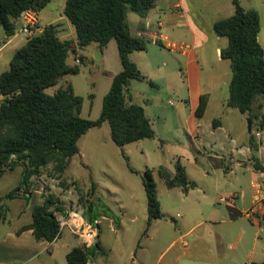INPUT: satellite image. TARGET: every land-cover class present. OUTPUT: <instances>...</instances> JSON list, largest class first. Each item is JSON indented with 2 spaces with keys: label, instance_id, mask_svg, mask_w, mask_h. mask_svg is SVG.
I'll return each instance as SVG.
<instances>
[{
  "label": "trees",
  "instance_id": "1",
  "mask_svg": "<svg viewBox=\"0 0 264 264\" xmlns=\"http://www.w3.org/2000/svg\"><path fill=\"white\" fill-rule=\"evenodd\" d=\"M155 2L65 0L62 16L73 28L75 43L59 38L58 25L49 24L15 51L9 69L0 74V178L17 167H21L22 172L17 186L0 196V226L9 224L7 201L21 194L28 203L33 179L40 176L48 165L52 164L51 171L58 179L62 177L68 160L78 153L79 138L90 129L108 123L110 138L118 147L154 137V130L143 108L128 100L130 83L146 79L130 61L129 55L145 51L147 41L130 34L127 13H134L143 19ZM230 2L232 15L212 24L213 33L227 40L226 47L219 52L220 58L228 60L230 65L225 105L255 121L257 130L262 131L264 105L257 104V99L264 97V48L258 41L259 15L254 9L241 7L239 0ZM48 3L49 0H0V27L4 34L7 37L15 34L23 12L31 10L38 14ZM112 40L116 43L121 70L112 77L95 120L80 117L83 100L74 94L70 84L59 87L52 95L45 92L63 76L79 73V66L67 63L70 55L90 43H96L102 51ZM79 59L82 61V58ZM89 97L92 98V95ZM206 103L207 96H201L195 110L197 118L203 115ZM248 137L252 167L255 171L264 172L256 158L259 147L253 133ZM158 175L167 189L179 188L186 194L196 187L188 180L178 160L174 173L160 167ZM143 188L147 215L143 235H146L151 222L165 219V215L161 212L149 169L144 171ZM93 193L92 187L89 194ZM62 205L52 194L45 195L41 204L32 205L31 223L21 226L15 234L30 230L37 242H53L59 236L53 211L63 210ZM94 209L98 211L97 215H93ZM103 209L98 200L95 203L89 201L86 213L83 208L84 217L92 222L105 214ZM93 248L96 252L100 251L98 241ZM88 256V249L74 247L66 254L65 260L67 264H87ZM250 264H264V261Z\"/></svg>",
  "mask_w": 264,
  "mask_h": 264
},
{
  "label": "crops",
  "instance_id": "2",
  "mask_svg": "<svg viewBox=\"0 0 264 264\" xmlns=\"http://www.w3.org/2000/svg\"><path fill=\"white\" fill-rule=\"evenodd\" d=\"M53 1L49 0L47 5ZM64 2L65 0H61L62 8ZM239 3L244 9H254L258 12L260 20L258 41L264 48V0H239ZM47 5L37 14V26L40 31L46 26L41 25V20ZM227 5L223 6L220 0H201L198 6L192 8L184 0H156L149 14L143 19L140 18L138 23L135 21L134 34L129 28L132 36L142 37L147 41L145 51L133 52L129 59L142 72V65L149 63L150 58L147 57L149 52L159 54L156 49H168L166 45L169 42L183 43L187 46L184 51L168 50L174 55L169 58L160 57L151 66L152 69L167 71L171 68L174 71L176 65L180 72H184L185 86L175 94L184 102L180 111L186 110V115L185 117L180 115L179 122H174L173 126L180 131L182 142L188 141L202 157L210 161L221 159L227 162L223 165L215 163L220 166L216 168V172L223 171L228 177L238 167L251 166L246 163L251 161V151L248 147L249 137L246 140L241 138L240 125L245 116L237 111L238 116L233 118L236 122L235 127H230L229 113L232 112L228 109L232 108L225 105L228 95H217L221 85L229 86L230 75L227 71L221 72L220 68H214L216 63L222 61L219 56L220 49L225 48L227 44L220 45L222 38L213 33L212 24L232 15L231 2ZM222 10H225L226 15L214 18V14ZM49 24L58 25L59 38L75 43L73 28L62 15L49 21L47 25ZM163 29L169 30L177 40L165 36L162 33ZM15 35L7 37L3 34L0 37L3 43L0 49L12 44V37ZM112 41L102 50L106 51ZM141 53L144 55L141 56ZM200 63L210 67L203 69ZM114 75L112 74V77ZM203 95L207 96V103L203 115L197 118L195 110ZM128 100L134 103V97L130 94ZM209 116L211 119H208ZM211 153H214V156L211 157ZM256 157L259 158V152ZM256 172L260 176L264 175V172ZM190 192L200 193L201 198L197 201L195 209L188 214L180 215L176 225L172 224V228L158 224L159 221H166L165 217L153 220L146 235H143L147 215L146 220L139 219L138 215H131L132 229H117L114 226L115 222L106 215L98 217V219L103 217L97 225L99 235L95 239L98 241L100 251L88 249L90 253L87 264H250L253 261H264V237L257 233L261 232L264 208L261 209L262 218L258 222L243 215L251 206L252 196L246 202L244 197H239V193H230L226 198V211L220 212L219 207L213 210L205 208L203 201L205 194L200 187L196 185L185 195H190ZM29 196L28 203L21 194L7 201L16 200L18 205L15 214L10 217V204H6L9 224L0 226V264H67L66 254L72 248L79 247V243L71 234L62 240L61 232L50 243L37 242L30 230L15 234L21 226L31 223L32 205L42 203L37 200L34 191ZM104 221H107L105 234L101 229ZM62 256L64 262L59 259Z\"/></svg>",
  "mask_w": 264,
  "mask_h": 264
},
{
  "label": "rangeland",
  "instance_id": "3",
  "mask_svg": "<svg viewBox=\"0 0 264 264\" xmlns=\"http://www.w3.org/2000/svg\"><path fill=\"white\" fill-rule=\"evenodd\" d=\"M184 1L192 8L201 2V0ZM220 2L223 6L230 4V0H220ZM60 15H62L61 0H54L43 10L41 25H47L49 21L57 19ZM224 15H226L225 10H222L214 14V18H221ZM135 21L138 23L140 17L131 12L127 13V22L132 34H134ZM162 31L169 39L177 40L169 30L163 29ZM3 34L0 27V37ZM25 41L26 37L16 31V35L12 37V44L0 49V74L9 69L13 54ZM110 44L106 51H101L96 43H90L84 49L70 55L67 58V63L79 66V73L63 76L54 87L46 89L45 92L52 95L59 87L70 84L74 94L83 100L80 117L95 120L100 114L102 99L109 89L112 74L121 70L116 43L113 40ZM226 44V38H222L220 45L225 46ZM2 45L0 38V47ZM156 50L159 54L149 52L147 55L150 58L148 59L149 63L145 66L142 65L141 73L146 76V79L132 81V85L129 87V94L134 97V103L141 105L149 118L155 133L154 137L118 147L110 138L108 123H103L99 128L90 129L79 138L78 153L68 160L67 168L60 179L52 173V164L43 169L40 176L33 179L32 192L34 191L38 201L42 202L43 197L48 194H52L60 200L64 197L65 191L74 186L75 193L72 199L79 201L85 213L89 201L95 203V200H98L103 205V212L106 216L115 222V228L132 229L131 215H138L139 219L146 220V194L143 180L144 171L149 169L156 185L161 211L167 218L166 221H159L158 224L172 228V224L176 225L180 215L188 214L195 209L197 201L201 198L200 193L197 192H190L191 194L187 196L179 188L167 189L159 177L160 167L174 173L177 160L184 168L188 180L200 187L205 194L203 201L207 210L219 207L220 212L226 211V201L219 203L218 199H226L230 193L235 192L248 202L253 192L252 182L260 184L261 193L264 196V175L260 176L258 172L254 171L251 167L253 166L252 161L246 162L251 165L249 167H238L234 170L232 168L233 173L227 177L223 171L216 172V168H220V166L215 163L223 165L227 162L221 159L210 161L196 153L188 141L182 142L180 131L173 124L176 121L179 122L180 115L181 117L186 115V110L180 111L184 102L180 100V96L175 94L185 86V74L180 72L176 65L174 71L171 68L167 71L152 69L151 64L156 63L160 57L169 58L174 55L168 51L169 49L159 48ZM142 55L144 53H141ZM79 58H82V61ZM74 59H78L79 62L75 63ZM200 66L203 69L210 67L203 66L201 63ZM214 68H220L221 72L227 71L230 75L228 60L222 59L220 63L215 64ZM90 95L92 98L89 97ZM217 95H228V87L221 85ZM257 103L264 105V97H259ZM228 110L232 112L229 113V126L235 127L236 122L233 118L237 117L238 113L234 109ZM208 119L211 117L209 116ZM245 119L241 122L240 130L241 138L246 140L249 134ZM252 124L254 141L259 147V158H256L260 166L264 168V132H261L259 137H255L254 133H258V130L256 123ZM160 134L164 136H160ZM210 155L212 157L214 153ZM21 172L22 168L17 167L2 176L0 196L16 187ZM92 187L94 193L90 195ZM8 203L10 204V217H13L18 201ZM262 208H264V201H262ZM93 214L97 215L98 211L94 209ZM106 224L107 221L102 224L103 234H105ZM260 226L261 232L257 233L260 237H264V220ZM92 233L95 237L99 235V226H95ZM69 234L68 230L64 229L62 240H65ZM89 253L90 251H88ZM59 259L64 262L63 256Z\"/></svg>",
  "mask_w": 264,
  "mask_h": 264
},
{
  "label": "built area",
  "instance_id": "4",
  "mask_svg": "<svg viewBox=\"0 0 264 264\" xmlns=\"http://www.w3.org/2000/svg\"><path fill=\"white\" fill-rule=\"evenodd\" d=\"M18 21L20 25L16 31L18 34L25 36L26 40L40 33V30L37 27L38 16L36 12L27 10L21 14ZM158 25H161V23H158ZM166 46L171 51H184L187 49V46L183 43L169 42ZM74 62L78 63L79 60L74 59ZM261 132H264V130L254 133L255 137H259ZM251 188L253 189L251 206L247 211L243 212V215L249 220L258 222L262 218L261 209L264 196H262L259 183L252 182ZM74 193V186L66 190L64 197L60 199L63 203V210L53 211L58 225V232L60 234L64 229H67L68 232L77 240L79 247L90 249L94 247L96 242L95 239L97 237L94 236L92 231L94 227L99 224V220L103 219V217L95 219L92 222H88L84 217L82 206L76 199H72ZM218 201L221 203L225 202L226 199L219 198Z\"/></svg>",
  "mask_w": 264,
  "mask_h": 264
},
{
  "label": "water",
  "instance_id": "5",
  "mask_svg": "<svg viewBox=\"0 0 264 264\" xmlns=\"http://www.w3.org/2000/svg\"><path fill=\"white\" fill-rule=\"evenodd\" d=\"M245 121H246V124H247V133L251 134V132H252V129H251L252 128V121L250 119H248V118H246Z\"/></svg>",
  "mask_w": 264,
  "mask_h": 264
}]
</instances>
